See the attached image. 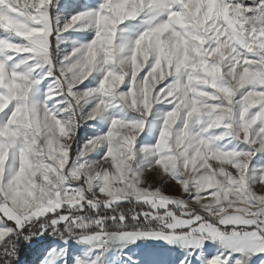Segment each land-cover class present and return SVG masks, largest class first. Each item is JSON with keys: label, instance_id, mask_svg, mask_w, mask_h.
<instances>
[{"label": "snow or ice", "instance_id": "snow-or-ice-1", "mask_svg": "<svg viewBox=\"0 0 264 264\" xmlns=\"http://www.w3.org/2000/svg\"><path fill=\"white\" fill-rule=\"evenodd\" d=\"M22 246L264 264V0H0V264Z\"/></svg>", "mask_w": 264, "mask_h": 264}, {"label": "rangeland", "instance_id": "rangeland-1", "mask_svg": "<svg viewBox=\"0 0 264 264\" xmlns=\"http://www.w3.org/2000/svg\"><path fill=\"white\" fill-rule=\"evenodd\" d=\"M64 2H66V0H64ZM81 2H83V0H81ZM89 3H96L97 0H88ZM69 36L70 40H84V39H90L91 38V33H70V34H66ZM72 47L71 43H66V44H62L60 46V50L58 52V55H63L64 52L66 51H70ZM89 82H86V84ZM90 123H96V122H90ZM108 125L107 124H99L96 123V127H89L88 125H85V127H83L80 130V137L82 140L87 139L88 136L94 135L97 131H106L107 130ZM43 239V238H42ZM53 243V238L52 237H48L47 240L45 241V245ZM70 243V247L72 249H77L79 248V245H76L72 242ZM145 243L144 241H137L136 245H130L129 248H126L125 251L129 252L130 254H135L137 256L140 257L141 261H143V259L145 258L143 254L140 253L139 249H137V245L143 244ZM150 243L152 244H162V241H151ZM165 247H167L165 245ZM26 254H28L29 256H27ZM109 264H120L121 261V257L118 256L115 252H110L109 254ZM166 256L172 258V259H176V257L179 255L178 251H173L171 253H166ZM36 256L33 254L32 252V247L31 246H22V251H21V257H20V261L19 264H32L33 261H35Z\"/></svg>", "mask_w": 264, "mask_h": 264}, {"label": "trees", "instance_id": "trees-1", "mask_svg": "<svg viewBox=\"0 0 264 264\" xmlns=\"http://www.w3.org/2000/svg\"><path fill=\"white\" fill-rule=\"evenodd\" d=\"M27 256H29L28 254H26Z\"/></svg>", "mask_w": 264, "mask_h": 264}]
</instances>
